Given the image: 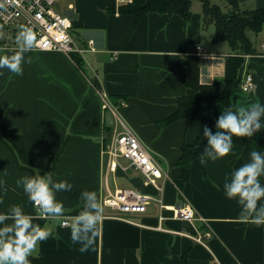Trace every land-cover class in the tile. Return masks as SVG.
<instances>
[{
	"label": "crops",
	"instance_id": "crops-1",
	"mask_svg": "<svg viewBox=\"0 0 264 264\" xmlns=\"http://www.w3.org/2000/svg\"><path fill=\"white\" fill-rule=\"evenodd\" d=\"M59 1L64 7L56 9L71 17L74 38L88 47L81 62L62 51L35 49L27 54L32 62L23 66L22 75L6 68L0 75V177L7 187L0 209L20 203L34 223L49 225L57 234L38 243L32 264H182L183 255L186 264H264V226L242 220L240 205L223 191L225 173L247 161L254 146L233 140V151L225 158L201 164L196 157L186 179L177 161L182 145L193 143L203 129L208 104L199 103L189 116L166 122L178 97L191 93L193 86L200 92L221 90L225 60L233 52L227 41L213 40L214 25L205 24L202 4H191L189 18L155 11L136 18L120 12L123 2L118 0H58L57 5ZM239 3L245 9L264 7V0ZM9 44L0 47V54L17 47ZM198 44L204 53L196 51ZM180 62L191 86L178 73ZM255 83L251 92L237 90L233 104L264 103V75H255ZM127 128L159 160L162 192L133 166L109 170L104 150ZM254 135L264 138V129ZM120 163L128 160L120 158ZM45 171L73 184L71 191L57 193L65 204L61 219L38 214L15 184L21 175ZM84 188L95 190L101 203L118 189L162 195L170 207L191 206L214 234L206 244L196 241L192 235L205 229L201 220L173 217L172 209L154 200L145 212L128 213L127 219L105 216L116 211L102 205L95 243L81 252L62 221H71L79 211Z\"/></svg>",
	"mask_w": 264,
	"mask_h": 264
},
{
	"label": "clouds",
	"instance_id": "clouds-1",
	"mask_svg": "<svg viewBox=\"0 0 264 264\" xmlns=\"http://www.w3.org/2000/svg\"><path fill=\"white\" fill-rule=\"evenodd\" d=\"M6 2L0 0V9ZM15 50L8 54H0V75L3 69L9 73L22 75L24 65L32 62L27 55L37 46V35L32 27L22 25L16 33ZM213 132L203 126V137L206 143L200 153V162L217 161L225 158L233 151V137L252 138L255 133L264 129V103L259 99L236 106L229 104L220 111ZM264 148L254 146L249 159L238 167L225 173L223 179L224 194L240 205L242 220L257 227L264 226ZM17 187L23 192L43 217L61 219L65 214V204L58 199L57 193L71 191L70 180L58 179L48 171L43 174H24L15 180ZM7 187L0 177V205L4 203ZM79 211L72 216L68 226L70 239L79 244V251L85 252L95 243L100 231L103 206L95 190L81 189L78 198ZM56 236L49 225L34 223L32 213L25 211L20 203L9 204L0 209V264H32L30 256L36 251L40 241L49 236Z\"/></svg>",
	"mask_w": 264,
	"mask_h": 264
},
{
	"label": "built area",
	"instance_id": "built-area-1",
	"mask_svg": "<svg viewBox=\"0 0 264 264\" xmlns=\"http://www.w3.org/2000/svg\"><path fill=\"white\" fill-rule=\"evenodd\" d=\"M57 1L11 0V2H6L5 8L0 9V47H6L10 45V42L16 44L17 31L20 26L26 25L32 27L37 35V46L35 49L62 51L76 62H81V58L86 50H88V47L84 43H79L74 38L71 32L73 26L72 19L68 14L60 13L56 9L55 4ZM118 1L126 2L131 0ZM8 37L11 38L10 41ZM90 48L94 49L91 44ZM258 50L261 55H264V41L258 47ZM196 51L204 53L205 47L202 44H198L196 45ZM76 56H78V60L75 58ZM248 56L249 54H246V57ZM113 57H116V55L114 54ZM247 62L248 59H246L244 64L240 83L242 92L253 91L256 84L254 73L248 70ZM108 105L109 102L104 95L103 106ZM104 151L107 154L109 170L114 171L120 166L124 169L133 166L144 174L146 183L155 185L159 192L163 191V184L159 182V178L164 175V171L159 160L132 130L127 128L117 133ZM120 158L127 159L128 163L121 165ZM153 200L157 201L162 208L167 207L172 209L173 217L191 221L201 220L205 229L202 232H198L197 235H192L196 241L206 244L205 239L214 234V230L208 220L201 216H196L195 210L191 206L170 207L163 203L162 195L136 192L133 189H118L105 196L102 205L116 211L115 213H107L105 216L127 219L128 213L145 212L148 204ZM35 208L38 214H40L39 209ZM159 218L162 220L165 216L160 215ZM69 222L68 218L62 221L64 225L69 224ZM157 227L162 228L160 224Z\"/></svg>",
	"mask_w": 264,
	"mask_h": 264
},
{
	"label": "trees",
	"instance_id": "trees-1",
	"mask_svg": "<svg viewBox=\"0 0 264 264\" xmlns=\"http://www.w3.org/2000/svg\"><path fill=\"white\" fill-rule=\"evenodd\" d=\"M202 13L205 24L214 25V41H227L232 53L225 60V74L222 79L220 91L200 92L194 86L191 93L178 97L177 109L166 119L170 122L180 116H189L193 107L199 103L208 104V116L204 126L215 131V122L220 111L229 104H233L232 96L240 90L242 72L246 59L248 70L255 75H264V55H261L257 46L252 41L249 31L259 32L264 25V7L245 9L240 7L239 0H223L225 9L212 0H201ZM192 0H131L120 4L122 13L134 14L136 18L147 12L175 13L183 18H189L192 14ZM246 54H249L246 57ZM178 73L182 76L187 86L191 84L186 80L184 62L178 65ZM236 142H242L255 146L258 150L264 148V138L253 135L252 138L233 137ZM206 139L203 137V129L197 135L193 143L182 145V154L177 164L183 169V176L190 177L189 165L192 159L199 157L203 151ZM182 264H186L185 255Z\"/></svg>",
	"mask_w": 264,
	"mask_h": 264
},
{
	"label": "rangeland",
	"instance_id": "rangeland-1",
	"mask_svg": "<svg viewBox=\"0 0 264 264\" xmlns=\"http://www.w3.org/2000/svg\"><path fill=\"white\" fill-rule=\"evenodd\" d=\"M214 3H218L222 6L223 9H225L226 7L223 5V0H212ZM192 3L193 4H197L199 6H201L202 2L201 0H192ZM57 4H55L56 6ZM62 5V1H61V4H60V1L58 3V5L56 6L58 10H61L63 9L64 6H61ZM212 26V25H211ZM74 34V33H73ZM249 34H250V37L252 39V41L254 42V44L257 46V47H260L261 46V43L264 41V25H263V28L261 31L259 32H252V31H249ZM8 40L10 41L11 38L8 37Z\"/></svg>",
	"mask_w": 264,
	"mask_h": 264
}]
</instances>
